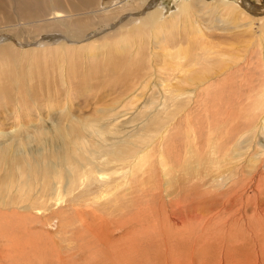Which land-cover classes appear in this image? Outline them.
Returning a JSON list of instances; mask_svg holds the SVG:
<instances>
[{
  "label": "bare ground",
  "instance_id": "bare-ground-1",
  "mask_svg": "<svg viewBox=\"0 0 264 264\" xmlns=\"http://www.w3.org/2000/svg\"><path fill=\"white\" fill-rule=\"evenodd\" d=\"M236 2L174 0L169 8L159 0H118L109 8L101 0H0V208L56 217L65 202L105 244L110 232L101 222L86 223L78 208L101 200V177L108 178L102 198L117 188L118 198L147 192L145 209L132 217L146 225L131 227L129 243L112 247L119 264L135 254L139 239L147 241L150 264H264L263 36L239 55L211 45L222 36L217 29L258 21L264 33V16L245 13L253 12L251 1ZM178 17L189 23L186 40L174 29ZM238 65L243 74L234 78L228 73ZM79 78L86 88L109 85L122 93L153 78L162 98L148 105L142 126L150 130L120 134L116 112L101 115V106L82 119L86 111H72L80 81L75 92L70 88ZM237 81L241 96L232 99ZM197 95V111L168 132ZM213 124L219 132L209 131L203 158L201 130ZM88 186H97L92 198ZM51 199L58 200L54 208Z\"/></svg>",
  "mask_w": 264,
  "mask_h": 264
},
{
  "label": "rangeland",
  "instance_id": "rangeland-1",
  "mask_svg": "<svg viewBox=\"0 0 264 264\" xmlns=\"http://www.w3.org/2000/svg\"><path fill=\"white\" fill-rule=\"evenodd\" d=\"M101 1L103 6L106 7L110 6L109 8H111L118 0H101ZM159 1L164 2L169 8H171L172 5H174V0H163V1L159 0ZM207 1H214V0H207ZM233 1L235 2L237 1L236 3L240 4V6H242V4L245 2V0H233ZM247 1L248 2L251 1V6L255 7L256 9L254 8L253 12L251 13L250 11L247 12L245 10V13L250 14L253 17L255 16L254 18L264 16V0H247ZM210 19L211 18L206 17V20H208L207 22H210L211 21ZM180 20L181 18L179 17L173 20L175 22H179L178 24H176L174 29L179 34L180 33L182 34L183 40L184 39L186 40V38H188L192 32L187 30L189 24L188 21H185L184 19L182 21ZM184 22L185 24L183 25ZM211 24L213 23H210L209 25ZM253 24L254 25L251 27L248 26L249 24H244L238 28H229L226 29L225 31L223 29H217L216 33L221 31L220 35L222 36L215 37L211 45H213V48L215 49H221L224 46L229 48L231 47V49H233V51H235L236 54L239 55L243 53L245 46L249 42H254L255 44H258L257 41L259 42L261 38V34L263 36V44H264V33H261L262 30H260L259 22L257 21ZM210 27L213 28L215 26L213 27L210 26ZM215 30H213L212 32L215 33ZM158 31L162 37L164 35V31L163 30H158ZM154 34L155 32L154 33L151 32L150 36L148 35V38L151 37L152 39ZM198 46H201L200 42L194 43L195 50L198 49ZM162 57L164 56L160 54L158 56V59L160 60V62L163 63V60H161ZM240 67H241L240 65L236 66L235 68L231 69V72L228 74H234L233 75L234 78L240 77L243 74V71L240 69ZM89 70L96 71L95 68ZM258 74L259 73L257 72L256 75L254 76H257ZM225 76H226L225 74L222 75V78ZM78 81H80V83ZM150 82L152 83H149L148 86L139 87L138 85L135 88L122 93L121 89L118 90L113 87L111 88L109 85H102V86L98 85L94 88L93 86H90L86 88L87 83L85 82L86 84L84 83L82 84L79 78L76 80V82H74V85L76 86L74 85L70 86L71 90L73 89L74 91L78 87L77 83H79L80 85L79 84L78 85L81 86L80 88L82 89L81 93L78 90V92L75 94L76 97L74 98V102L72 103L73 105L72 111H75L77 109L78 111L74 112L76 114H78V112L80 114V112L83 110L86 111L84 112L85 116L82 115L83 116L82 119H85V117L87 116L98 115L100 110L94 111L92 109L101 106V115L102 113H106V112L107 114L116 112L117 116L113 119L112 122L116 123L117 125L116 128L120 131V134L127 135L133 132L134 130H138V128H142L139 130L141 132L149 131L150 129H147V127H145L147 125L144 124L142 126V123L147 122L146 119L147 117H149L148 105L155 104L157 100L162 98V92L158 89V87L154 83V79L152 78ZM239 82L238 81L236 83L232 82L234 83L233 84L234 86L233 87L231 86L230 89V92L233 95L232 96L233 98L231 97L232 99L236 98L238 95L241 96L240 93L241 91L239 92V88L237 87L240 86V84H238ZM62 89H60L59 92H62L61 95L63 96L65 94V90ZM194 98H195L194 103L190 104L189 106L185 105L184 108L177 113L178 117L174 120L173 123H171V125H169L170 127H168L169 128L168 132H173L177 128L181 129L182 128L181 125L185 121V114L192 111L193 112L197 111L198 107L196 105H199L201 103V96L197 95L194 96ZM240 112L241 111L234 112L235 119L237 117L238 119L242 117ZM193 117L196 119V115H194ZM143 129L145 130L143 131ZM218 130L219 129L215 127L214 124L212 125V128L209 130L205 127L201 130L202 134L204 135L201 139L199 138L200 141L202 142L201 144H203L202 150L200 151L203 158L204 157L207 158L209 156V148L205 143L206 136L209 135L210 133L209 131L212 132ZM134 132H138V131H134ZM182 139L183 138H181L180 141H182ZM184 142H186V139L184 140ZM249 171H251V169ZM263 173H264V168H263ZM102 180L103 179L101 177V192L102 191L107 192L108 189L107 182L110 183L111 181H107L108 178H104V180L103 181ZM117 181L118 180H115L114 182L117 184ZM94 183H97V181ZM244 185L241 186L240 191L245 190L244 188L247 187V185L246 184ZM88 187L91 188L90 190H87L89 192L87 195H90L92 198V196H94L95 194L94 191L97 190L96 189L97 186H88ZM115 191H116L115 194L111 196L113 197L112 199L114 200H112L111 197L102 198V194H103L102 192L101 200L98 201L99 203L98 202L91 203L88 200H85L84 203H82L78 208L79 210L83 211V214L85 215V217H87L86 223H90L92 226H96V225H100L99 223L101 222V230L103 229L110 232V234L107 236L106 239L108 244L107 243L104 244L103 241L99 239H93L92 233L88 232V229L83 224V220L80 218V216L76 214L73 208H70V206H66L67 203L65 204V202L59 204L57 209L55 208V210H57L58 212L57 213L58 216L56 217H54L53 214H51V217H48V214L51 212V210H49L50 212L46 213L47 216H43V214L37 213L36 211L31 212L30 214L29 213L24 214L23 212H18V210L16 211V213H9V211H6L4 208H0V264H46V263L47 264H55V263L56 264H64V263L65 264H102V263L119 264L120 259L117 260L118 258L113 256L114 253L112 252V247L113 246L118 247L121 246L123 243H127V242L129 243V238H127V235L130 232L135 233V231L131 230L132 229L131 227L133 226L138 227L139 225H142V223L143 225H146L144 219L137 220L138 219L137 216H134V218L132 217L133 215H135L134 213L138 207L145 209V203L147 202V194H146L147 192L143 189L140 190L139 188H137V190L135 189L132 193H129L130 195L126 193L127 196L125 195L124 198L123 197L118 198L119 195L117 197L116 195L121 191V188H117ZM134 193L135 194L138 193L139 195H134ZM72 195L73 194L70 193L67 194L66 197H70ZM55 201L58 200L57 199L49 200V203L52 208H54L53 202ZM107 201L109 202V204ZM137 203L139 204V206ZM118 207H122L123 210H121V208ZM113 208L115 210H113ZM118 209H120L119 210L120 213L118 212ZM130 220H134V221L126 225V223ZM119 221L124 223L125 226H117L115 223L116 222L118 223ZM66 223L69 224V225L67 224V227L66 225H64ZM74 225L77 227H75ZM77 229L78 231H76ZM108 239H110V241H108ZM143 240L139 239L134 244L133 249L135 250V254L131 256L126 254L127 264H150L149 262L150 250L148 249L147 241L145 239ZM138 242H140V244ZM243 253H244L243 251H240V253H238L239 257H241ZM95 255H97V257H94ZM41 260H43L44 262Z\"/></svg>",
  "mask_w": 264,
  "mask_h": 264
}]
</instances>
